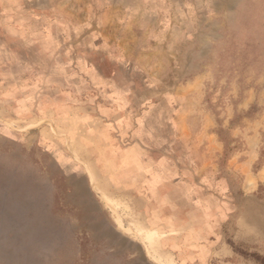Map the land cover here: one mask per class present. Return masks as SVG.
Segmentation results:
<instances>
[{
  "label": "rangeland",
  "instance_id": "374dc122",
  "mask_svg": "<svg viewBox=\"0 0 264 264\" xmlns=\"http://www.w3.org/2000/svg\"><path fill=\"white\" fill-rule=\"evenodd\" d=\"M0 264H264V0H0Z\"/></svg>",
  "mask_w": 264,
  "mask_h": 264
}]
</instances>
